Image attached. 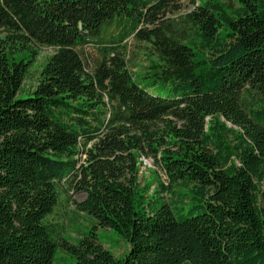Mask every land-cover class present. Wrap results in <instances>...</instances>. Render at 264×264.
<instances>
[{"label":"trees","instance_id":"1","mask_svg":"<svg viewBox=\"0 0 264 264\" xmlns=\"http://www.w3.org/2000/svg\"><path fill=\"white\" fill-rule=\"evenodd\" d=\"M191 3L0 0V264H264V0ZM71 192L96 220L75 243L50 220Z\"/></svg>","mask_w":264,"mask_h":264},{"label":"rangeland","instance_id":"2","mask_svg":"<svg viewBox=\"0 0 264 264\" xmlns=\"http://www.w3.org/2000/svg\"><path fill=\"white\" fill-rule=\"evenodd\" d=\"M229 1V0H224ZM192 8L191 0H184L183 8L181 11L168 14L167 16L171 20L179 22L183 14L188 12ZM128 51L127 57L133 63H142L145 58L146 44L139 43L133 38L128 40ZM39 55L36 63L30 69V73L26 78L23 89L26 91L32 90L38 84L40 78V72L42 66L44 65L46 58L54 53V50L48 47L39 48ZM86 56L90 61L97 58L96 51L94 47L86 48ZM144 164L141 168V181L142 184L145 182H152V187L150 193L160 190V187L156 181L154 172H156L161 179L165 182V176L163 172L155 165L152 159H143ZM83 193H72L61 194V199L58 206L55 209V213L50 217V220L57 225V228L61 236L70 242H77L82 236H84L96 223V220L89 216L88 214L77 210L76 204L84 199ZM167 202L172 200L171 195H164ZM99 241L104 245L105 248L111 250L116 256H123V254L128 251V244L115 232H111L108 229L99 228ZM55 264H74V259L70 257L61 248H58L55 254Z\"/></svg>","mask_w":264,"mask_h":264},{"label":"built area","instance_id":"3","mask_svg":"<svg viewBox=\"0 0 264 264\" xmlns=\"http://www.w3.org/2000/svg\"><path fill=\"white\" fill-rule=\"evenodd\" d=\"M129 39H130V38H129ZM129 39H127V40H126V41H127V43H128V40H129Z\"/></svg>","mask_w":264,"mask_h":264}]
</instances>
